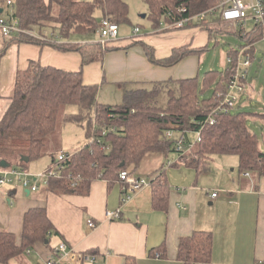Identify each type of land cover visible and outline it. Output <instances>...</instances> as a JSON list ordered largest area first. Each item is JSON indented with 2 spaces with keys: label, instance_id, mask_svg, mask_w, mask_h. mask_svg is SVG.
Instances as JSON below:
<instances>
[{
  "label": "trees",
  "instance_id": "obj_1",
  "mask_svg": "<svg viewBox=\"0 0 264 264\" xmlns=\"http://www.w3.org/2000/svg\"><path fill=\"white\" fill-rule=\"evenodd\" d=\"M6 1H0V9L4 7L2 4L6 7L0 16L10 13ZM143 1L147 4L149 18L155 29L162 25L161 19L165 24L171 23L207 10L218 2ZM11 2L12 15L18 19L22 31L10 37L0 35V59L10 43H35L40 46L49 43L36 38L31 32L50 28L57 31L58 38L63 40L50 43L58 51H77L82 64L100 61L107 51L114 49L111 45L103 47L99 42H72L69 41L70 35L96 32V11H99L101 18H107L117 25L128 21L126 0ZM222 22L216 17L187 26L202 25L208 30L209 39H213L215 28L211 25H220ZM259 25L236 28L233 35L239 39L238 46H242L245 41H259L262 36ZM142 46L148 59L161 66L176 64L189 55H200L208 48L182 45L173 48L168 57L156 59L152 46L143 43ZM236 53V47L230 48L227 56L235 57ZM254 61L258 62L256 57ZM231 75L232 69L226 64L224 70H209L200 78L196 75L169 79L156 82L150 90L127 91L123 103L110 105L97 102L98 86L84 81L82 65L77 71H67L52 65H42L38 60H29L26 69L16 72L12 94L0 117V160L9 161L11 168L26 171L28 162L41 155L47 135L55 130L60 107L74 105L77 111L66 114L64 119L81 124L88 142L79 150L68 153L64 160L58 161L52 157L54 164L46 171L54 167L58 172L57 176H50L45 185L49 192L85 194L97 178L112 183L118 180L121 170L130 166L134 167L132 171L135 170L147 153L160 152L166 155L169 151H175L176 140H186L185 133L188 131H200V141L180 153L178 161L174 163L176 166L189 167L201 173L210 168L213 155L234 154L241 174L264 176V151L258 147L257 135L247 127L248 113L213 112L220 102L219 94L224 92ZM163 90L166 91L167 99L165 105L160 106L157 98ZM210 115L214 119L213 123L204 124ZM169 123L174 125L169 128L173 133L172 139L165 136ZM22 156H27L28 162L22 161ZM121 162H124L123 167H119ZM150 186L153 209L166 210L169 186L162 169L150 181ZM56 232L44 206L27 209L19 240L13 232L0 230V263L7 264L11 258L29 251L36 243L49 241ZM211 250L212 234L194 231L178 240L176 257L184 264L208 263Z\"/></svg>",
  "mask_w": 264,
  "mask_h": 264
},
{
  "label": "crops",
  "instance_id": "obj_2",
  "mask_svg": "<svg viewBox=\"0 0 264 264\" xmlns=\"http://www.w3.org/2000/svg\"><path fill=\"white\" fill-rule=\"evenodd\" d=\"M4 7L0 9L1 12ZM167 24L164 23V28L153 31L143 40L138 37L133 40L119 38L110 43L114 49L104 54L103 68L105 74L112 75L103 79L116 83L124 78L115 77L116 65L117 69H125L130 74L126 80H134L132 84L135 86L130 88L132 90H150L156 82L169 80V75L175 71L173 67L179 63L176 72L184 73H177L176 78L170 79L198 75L196 71L193 76V68L185 70L188 65L184 62L186 58L201 54L189 55L170 66L157 65L146 56L142 43L153 47L156 59L168 57L173 48L182 45L196 48L208 46L203 45L205 34L198 32L199 29H204L202 25L169 28ZM211 26L215 28L213 35H217L219 31H230L233 34L238 28L232 22ZM207 35L209 41L208 30ZM55 41L63 40L53 38L42 46L35 43L8 45L0 59L1 115L12 94L16 72L26 69L29 60H38L42 65H52L67 71L81 68L80 54L77 51H58L50 45ZM135 41L141 42L134 43ZM248 72L245 89L247 85H252L247 81ZM261 136L264 141V130ZM257 140L259 147L258 137ZM154 162V167L142 170L147 176H136L146 178L150 183L162 169L169 186L164 211L153 209L150 185L122 202V184L119 180L109 183L105 179L97 178L92 181L85 194H56L49 192L43 185L32 191L21 186L16 179L2 185L0 230L13 232L19 240L25 211L31 207L44 206L57 231L47 243H36L28 252L11 258L7 264H44L50 252L62 242L73 250L94 254L96 264H184L176 257L177 242L194 231H207L212 234L210 261L198 264H264V176L241 174L237 156L234 154L213 155L210 168L201 173L185 166L163 164L160 158H155ZM11 166L10 163L8 168ZM2 169L0 167V176ZM31 172L38 170L32 168ZM213 192L216 193L215 197H212ZM116 208H120V218L107 220L105 210ZM88 219L95 223V227H88ZM68 264L80 263L70 261Z\"/></svg>",
  "mask_w": 264,
  "mask_h": 264
},
{
  "label": "rangeland",
  "instance_id": "obj_3",
  "mask_svg": "<svg viewBox=\"0 0 264 264\" xmlns=\"http://www.w3.org/2000/svg\"><path fill=\"white\" fill-rule=\"evenodd\" d=\"M126 2L128 4V21L118 25L117 39L130 38L131 36H133L132 31L134 27L139 28V31L137 35H135V37H138L141 40H143L145 36L152 33L153 31L165 27V22L161 19L163 26H160L157 29L153 28L152 21L149 18V10L147 4L143 0H126ZM142 14H145V16L142 17ZM95 15L97 16L99 22L102 19L100 17L99 11H96ZM251 24L252 22L249 21L247 27L250 28L252 26ZM46 31L49 34L53 33L54 38L58 39L57 31L52 30L50 28H46ZM200 31L203 32L206 36V40L203 45H208L207 50L204 51L200 56L193 55L189 58H186L187 62H184V64L188 65L185 70H187L188 68H193V76L196 74L197 71L199 78L202 77L203 73L209 70H224L227 64V51L230 48L236 47L239 43V39L234 37V35L230 31H219L217 32V35H215V37L213 39H210L209 41L207 30L199 29L198 32ZM195 33H197V31ZM70 40L79 43L81 41L83 43H97L99 42V36L96 32L86 34L76 33L70 35ZM262 49L263 44L261 42H258L256 44L255 52V57L257 59H260V53L262 52ZM103 62L104 60L102 59L100 61L96 60L87 64L81 63L83 79L84 81L91 82V84H97L98 92L96 100L98 103L110 105L121 104L124 101L125 92L132 90L130 88H133L135 86V84H132L134 80H126L125 78L130 77V74L126 72L125 69H117L118 65L116 64V73L114 74L116 75L115 77L117 79L120 76L124 78L116 83L112 82L111 80H104L103 78L109 77L112 74H105ZM108 66H110V62H108ZM179 66L180 63L173 67L175 71H173V74L169 75L170 78H176L178 74L181 75L182 73H184L181 70V72H176L179 69ZM248 70L249 72L247 81L249 80L252 85H247L248 87L246 86L244 93L240 95L238 99L236 107L231 112L246 111L250 112L251 114H256L247 116V127L250 131L257 134V137L260 140L259 149L263 151L264 141H262L261 139L263 138L261 136V133L264 130V64L254 61L249 66ZM119 86L121 87L119 88ZM164 90L160 92L157 98V104L160 106H164L166 103L167 95L166 91ZM76 111L77 107L74 105H63L60 107L59 112L57 114L55 130L49 135H47V137L45 138V143L41 155L38 158L33 159L29 163V167L26 171L29 175L40 174L46 170V167H51L54 164L52 157L56 159L60 152H64L65 154L73 153L74 150L83 147L85 144H87L88 140L86 138L85 131L82 125L64 119L66 114L75 113ZM175 134L178 135L177 131ZM195 137L196 133L194 131H188L187 133H185V138L189 141H193ZM106 151H108V149H106ZM147 154L143 156L135 170L132 171V169L134 168L132 166L128 167L127 170L132 172L135 176H147L146 174H143L142 170L151 169L152 167H154V165L156 164L154 162L155 158H160L162 162H164L163 164H168L170 166L171 164L176 163L179 159V156L181 155L179 152L176 151H169L166 155L160 152H150L149 155ZM43 167H45V170H42ZM32 168H35V170H38V172H31Z\"/></svg>",
  "mask_w": 264,
  "mask_h": 264
},
{
  "label": "built area",
  "instance_id": "obj_4",
  "mask_svg": "<svg viewBox=\"0 0 264 264\" xmlns=\"http://www.w3.org/2000/svg\"><path fill=\"white\" fill-rule=\"evenodd\" d=\"M9 6V14L7 16H0V35L3 37H10L13 34L21 32L18 19L12 15L11 0L6 1ZM219 17L223 22H232L236 24L238 28L245 29L248 21L252 24H260L262 28V36L257 42L245 41L242 46L237 47V53L235 57L226 56V62L232 69V75L225 85V90L222 94H219L220 102L213 109V112H231L238 102V99L245 89L246 75L250 64L255 60L256 44L261 42L263 44L262 52L260 53V59H257L259 63H264V0H218V2L202 12L194 13L186 17L177 19L171 23H168L169 28H183L188 24H200L204 20H210L211 18ZM139 31L138 27H134L130 38H134ZM96 33L99 36V43L101 46H105L117 40L118 37V25L111 22L107 18H102L98 22ZM36 38L43 41L53 40V33H48L46 29L41 32H31ZM253 49L254 53L251 52ZM214 121L210 115L205 120L209 124ZM168 129L165 132L167 139L173 138V133L169 129L174 125L168 124ZM196 137L193 141L178 138L175 144V151L181 153L189 150L196 142L200 141V131H196ZM68 157L64 152H60L57 156V160H64ZM2 175L0 176V187L13 179H16L23 187H27L30 190H36L40 185L45 186L48 183L50 176H57L56 168L52 167L48 171H43L40 174L29 175L26 171H21L16 168L2 169ZM248 175V173H245ZM24 177V178H22ZM118 180L122 184L121 189V201L124 202L131 195L136 193L141 188L150 185L145 179L135 176L127 169L121 170L118 174ZM216 193H212V197H215ZM120 208L113 210H105V217L107 220H114L120 218ZM89 228L95 227V223L91 220H87ZM28 252V251H27ZM96 257L89 252H82L69 248L66 243H60L55 249H53L44 264H68L70 261H77L80 264H96Z\"/></svg>",
  "mask_w": 264,
  "mask_h": 264
},
{
  "label": "water",
  "instance_id": "obj_5",
  "mask_svg": "<svg viewBox=\"0 0 264 264\" xmlns=\"http://www.w3.org/2000/svg\"><path fill=\"white\" fill-rule=\"evenodd\" d=\"M0 12H1V10H0ZM141 16L144 17L145 14H142ZM21 160L24 161V162H28L29 158L27 156H22L21 157ZM9 166H10V163L9 162H7L4 159L0 160V167L1 168L5 169V168H8ZM123 166H124V162H121L119 164V167H123ZM45 242L47 243V240Z\"/></svg>",
  "mask_w": 264,
  "mask_h": 264
}]
</instances>
